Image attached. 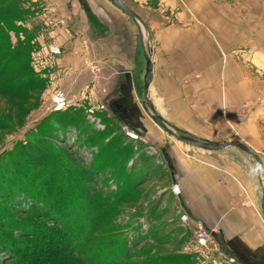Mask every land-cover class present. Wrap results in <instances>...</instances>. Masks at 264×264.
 I'll use <instances>...</instances> for the list:
<instances>
[{
  "label": "rangeland",
  "instance_id": "rangeland-1",
  "mask_svg": "<svg viewBox=\"0 0 264 264\" xmlns=\"http://www.w3.org/2000/svg\"><path fill=\"white\" fill-rule=\"evenodd\" d=\"M55 1L0 0V34L8 38L10 45L0 56V209L8 210L9 220H21L19 225L28 231L30 227L56 225L30 220L11 206L12 199L17 201L21 194H41L50 199L38 183L37 149L41 148L71 174L78 191L87 194L77 195L74 203L98 201L91 206L102 214L92 222L86 220L91 224L102 221L94 227V240L89 246L92 254L86 255L87 249L81 248L78 256L63 255L62 264H213L214 259H220L218 255L193 239L197 225L181 207L183 200L171 153L182 151L189 157L206 153L219 164L226 162L228 169H247L244 160L248 158L237 149L207 154L213 152L177 142L145 114L141 97H136L135 104L147 123L139 129L123 122L116 97L108 100L110 106H115L110 111L104 106L107 97L99 95L105 101L99 113H91L84 102L73 99L83 84L93 89L101 81L78 79L80 70H73L76 79H69L72 70L59 64L57 28L64 29L73 17L58 19ZM102 1L101 15L109 16L110 23L122 24L121 14ZM148 2L151 9L131 5L147 24L167 30L176 25L181 29L177 35L184 41H220V56H225L226 63L227 97L226 135L220 142L235 140L245 145L240 127L230 120L245 125L249 121L264 123V0ZM10 22L12 28L5 29ZM147 42L143 34L145 46ZM1 45L4 48L6 42ZM61 93L67 97V107L55 112L51 102ZM151 98L160 111L159 98ZM262 135V151L255 154L264 162V132ZM107 239L125 251L109 253L112 245ZM8 256L3 251L0 260Z\"/></svg>",
  "mask_w": 264,
  "mask_h": 264
},
{
  "label": "crops",
  "instance_id": "crops-1",
  "mask_svg": "<svg viewBox=\"0 0 264 264\" xmlns=\"http://www.w3.org/2000/svg\"><path fill=\"white\" fill-rule=\"evenodd\" d=\"M122 1L139 17L141 14L134 10L132 4L141 9H151L148 1L155 2ZM102 3V0L55 1L58 19L64 20L67 15L73 17L64 29L63 26L57 28L56 44L61 51L59 64L62 66L63 63L72 70L69 79H76L73 77L75 71L80 70L78 79L101 81L100 86L93 89L83 84L73 99L77 97L84 102L83 106L91 109L92 113L93 110L101 112L105 102L99 99V95L107 97L104 106L110 111L115 106H110L108 100L116 97L123 122L139 129L147 119L135 104L142 95L145 68L138 32L123 14L108 3L113 8L111 10L123 16L119 15L122 24L110 23L109 16L104 17L99 11ZM110 12L113 14L114 11ZM88 14L94 21L89 20ZM142 20L145 22L143 17ZM145 24L151 34L154 51L150 98L158 97L161 110L166 114L159 111L151 98L155 109L178 130L220 142L226 135L227 123L226 63L225 56H220V41H184L180 35L178 37L181 29L176 25L167 30L159 29L157 24ZM93 65L97 67L95 75L91 72ZM230 123L240 127L239 134L246 138L242 142L247 147L254 153L262 151L264 123L249 121L245 125L234 120ZM205 154L189 157L182 151L171 153L179 196L183 200L182 209H185L191 223L200 225L213 235L216 248L219 247L227 259H232L230 262L216 258L213 264H264V219L260 211L261 183L258 175L249 159L244 160L247 169H228L226 162L219 164Z\"/></svg>",
  "mask_w": 264,
  "mask_h": 264
},
{
  "label": "trees",
  "instance_id": "trees-1",
  "mask_svg": "<svg viewBox=\"0 0 264 264\" xmlns=\"http://www.w3.org/2000/svg\"><path fill=\"white\" fill-rule=\"evenodd\" d=\"M88 16L91 22L94 21L90 14ZM4 26L5 29L12 28V22ZM1 38L4 40L2 43L6 42V46L3 48L0 43V56L5 55V48L10 46L8 38L0 34ZM37 156L40 157V161L36 163L40 168L38 173L40 191L50 199L46 200L41 194L26 197L21 194L17 201L12 199L11 206H16V213L25 215L30 220L40 219L44 224L53 222L56 225L52 228L30 227L31 231H28V228L24 229V226L19 225L21 220L15 219L16 222L9 220L8 210L0 209V253L3 251L9 253L8 259L0 260V264H62L63 255L78 256L81 248L87 249L86 255L93 252L89 246L94 240L92 238L94 227L100 225L102 221L91 224L86 223V220L92 222L93 218L102 217L101 212L91 206L92 203L98 204V201L92 202L88 199L87 205L74 203L77 195L87 194L78 191V185L73 183L71 174L57 164L50 154L38 148ZM14 223L19 228L17 232H14L16 230V227L13 228ZM107 243L112 245L109 253L125 251L114 245L112 240L107 239Z\"/></svg>",
  "mask_w": 264,
  "mask_h": 264
},
{
  "label": "water",
  "instance_id": "water-1",
  "mask_svg": "<svg viewBox=\"0 0 264 264\" xmlns=\"http://www.w3.org/2000/svg\"><path fill=\"white\" fill-rule=\"evenodd\" d=\"M112 7L123 14L136 28L139 36L140 46L143 51V58L145 63L144 76L142 83V95L141 102L145 113L150 120L165 134L175 139L181 144L194 147L199 150L208 152H220L228 149H237L243 153L249 159V162L253 169L257 170V175L261 183V199H260V211L264 219V165L260 158L247 146L239 141L228 140L224 142H211L199 137L192 136L184 131H180L174 126L168 124V122L157 112L151 98H150V85L154 70V51L153 40L145 22L135 12H133L122 0H106ZM143 34L147 38V45L143 43Z\"/></svg>",
  "mask_w": 264,
  "mask_h": 264
},
{
  "label": "built area",
  "instance_id": "built-area-1",
  "mask_svg": "<svg viewBox=\"0 0 264 264\" xmlns=\"http://www.w3.org/2000/svg\"><path fill=\"white\" fill-rule=\"evenodd\" d=\"M91 72L93 74L97 73V67L95 65L91 67ZM51 106L53 107L54 109L53 111L55 112L65 110L67 107V97L64 95V93L54 96L51 102ZM194 233L195 234L193 235V237L195 243L198 246L205 247L206 249L211 248L209 252L211 253L215 252L218 255V258L232 262V259L230 258L227 259L226 255L220 251L219 247L216 248V244L214 241L215 238L213 237V235L206 232L200 225H197V230Z\"/></svg>",
  "mask_w": 264,
  "mask_h": 264
},
{
  "label": "bare ground",
  "instance_id": "bare-ground-1",
  "mask_svg": "<svg viewBox=\"0 0 264 264\" xmlns=\"http://www.w3.org/2000/svg\"><path fill=\"white\" fill-rule=\"evenodd\" d=\"M134 136H131V138H133ZM263 179V178H262Z\"/></svg>",
  "mask_w": 264,
  "mask_h": 264
}]
</instances>
